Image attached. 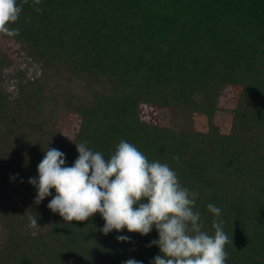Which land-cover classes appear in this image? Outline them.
I'll return each mask as SVG.
<instances>
[{"label": "trees", "instance_id": "16d2710c", "mask_svg": "<svg viewBox=\"0 0 264 264\" xmlns=\"http://www.w3.org/2000/svg\"><path fill=\"white\" fill-rule=\"evenodd\" d=\"M10 28L19 34L0 43L20 48L0 46V264H152L155 227L105 235L99 213L67 224L47 207L52 196L34 203L28 182L48 147L72 166L75 143L108 158L122 139L198 192L203 231L215 233L207 205L221 209L226 264H264V0H29ZM230 85L241 91L223 133L216 115ZM143 103L171 121L143 119ZM69 114L80 123L65 137Z\"/></svg>", "mask_w": 264, "mask_h": 264}, {"label": "clouds", "instance_id": "9594fccd", "mask_svg": "<svg viewBox=\"0 0 264 264\" xmlns=\"http://www.w3.org/2000/svg\"><path fill=\"white\" fill-rule=\"evenodd\" d=\"M28 3L29 0L20 4L17 0H0V34H19L10 25ZM40 3L33 0L34 5ZM75 144L79 155L72 166H66L62 151L51 147L45 151L37 166L38 176L28 181L37 189L35 204L52 196L47 207L67 224L88 221L99 213L105 221L100 231L105 235L124 229L148 235L155 227L159 239L148 246H158L161 254L154 257L152 264H226L229 253L225 246L231 241L223 230L221 209L207 205L216 217L212 223L215 233L203 231L201 215L194 211L198 192L182 186L177 172L167 163L149 161L135 145L123 139L108 158L83 142ZM29 221L33 229L39 225L35 216H30ZM129 239L117 236L118 241ZM122 264L143 262L128 259Z\"/></svg>", "mask_w": 264, "mask_h": 264}, {"label": "rangeland", "instance_id": "374dc122", "mask_svg": "<svg viewBox=\"0 0 264 264\" xmlns=\"http://www.w3.org/2000/svg\"><path fill=\"white\" fill-rule=\"evenodd\" d=\"M0 46L4 47L11 54L17 56L19 50V44L16 43L14 39H3L0 43ZM34 54V51L32 52ZM20 58V57H19ZM17 59L19 62L21 60ZM22 64H27L26 62H22ZM17 63L10 68V70H15L17 68ZM23 66V65H21ZM241 88L237 85L227 86L221 95L220 106L223 108V111L219 112L216 115V122L220 125L223 133H228L231 129L232 124V114L228 109H232L235 107L236 102L238 100ZM141 117L147 121L155 122V123H169L171 121V111L165 110L159 107H155L150 104H141L139 107ZM195 125L198 129L206 130L207 120L205 116H196L195 117ZM80 123L79 116L69 114L67 116L66 124L64 127V135L70 136L73 131L78 129Z\"/></svg>", "mask_w": 264, "mask_h": 264}]
</instances>
